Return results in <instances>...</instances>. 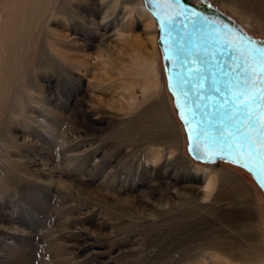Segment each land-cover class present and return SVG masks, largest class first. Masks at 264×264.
<instances>
[{"label":"rangeland","instance_id":"obj_1","mask_svg":"<svg viewBox=\"0 0 264 264\" xmlns=\"http://www.w3.org/2000/svg\"><path fill=\"white\" fill-rule=\"evenodd\" d=\"M140 1L0 0V264L264 260V194L189 158ZM209 4L264 40V0L259 21ZM135 41L158 59L155 96L123 66ZM216 168L240 186L217 180L205 200Z\"/></svg>","mask_w":264,"mask_h":264},{"label":"water","instance_id":"obj_2","mask_svg":"<svg viewBox=\"0 0 264 264\" xmlns=\"http://www.w3.org/2000/svg\"><path fill=\"white\" fill-rule=\"evenodd\" d=\"M209 2L210 0H201L203 6H199L189 0H175L172 8L161 6V18L171 17L174 23L172 28L165 23L161 30V21L153 14L146 0H143L144 7L154 17L157 25V44L166 87L172 97L177 120L185 133L189 158L202 165L225 162L239 167L250 175L264 194V174L248 160L237 158L231 153H222L214 162H201L194 159V154L189 152L190 142L186 127L198 128L201 134L216 136L217 126L224 124L231 126L236 134L237 125L245 117L242 114L233 115L236 110L233 108L230 92L236 89L238 84L243 88L242 82L249 79L245 75L244 55L247 51L253 47L264 48V40L250 37L238 24L216 10ZM192 13L198 15L193 17ZM221 39L231 40L235 44V50L230 45L219 43ZM250 41L255 43L251 44ZM190 68L199 71L190 73ZM251 79L255 84L249 87L258 93L262 86L260 76H253ZM177 104L180 105L179 110ZM253 107L259 110L260 102L257 101ZM181 116L184 117L183 120Z\"/></svg>","mask_w":264,"mask_h":264},{"label":"snow or ice","instance_id":"obj_3","mask_svg":"<svg viewBox=\"0 0 264 264\" xmlns=\"http://www.w3.org/2000/svg\"><path fill=\"white\" fill-rule=\"evenodd\" d=\"M146 2L151 6L153 14L161 21V30L165 23L169 28L174 27L171 17L161 18L159 8L161 6L172 8L175 0H146ZM197 15L192 13L193 17ZM219 43L225 46L230 45L235 50V44L231 40L221 39ZM250 43L254 44L255 42L250 41ZM244 61L245 75L249 79L242 82L243 88H240L238 84L237 88L230 92L233 108L236 110L233 115L242 114L245 117L237 125L236 134L232 131L231 126L224 124L217 126L218 134L216 136L201 134L198 128L186 127L190 142L189 152L194 154V159L201 162H214V159L221 156L222 153H231L237 158L248 160L258 167L261 174H264V48H250L244 55ZM188 71L190 73L197 72L199 69L190 68ZM257 75L260 76L262 82L258 93L249 87V85L254 86L255 84L251 77ZM257 101L260 102L259 110L253 107ZM177 108L179 110V104H177ZM181 119L183 120L184 117L181 116ZM185 123L187 124V121ZM247 166L245 165V167ZM249 170L251 171V169Z\"/></svg>","mask_w":264,"mask_h":264},{"label":"bare ground","instance_id":"obj_4","mask_svg":"<svg viewBox=\"0 0 264 264\" xmlns=\"http://www.w3.org/2000/svg\"><path fill=\"white\" fill-rule=\"evenodd\" d=\"M123 1L125 3H128L131 0H123ZM141 1H142V4H143L142 7H144L143 0H141ZM141 1H140V4H141ZM223 1L235 4V6L239 9L240 13H243V15H245V17H247L248 19H251L254 16L259 21L260 18H259L258 15H256V10L255 9L258 7V3H259L260 0H223ZM144 9H145V7H144ZM51 13H52V11H51ZM150 15L147 14V18L146 19L148 20V25H147L146 29L149 30V31H147V32H149L148 36L150 37L149 38V42H150L149 45H151L152 49L154 50V49H156V45L158 47V44H157V36H158V32L157 31H158V29H157V25H156L155 19H153L154 17L152 15L151 16ZM133 44H135V47L131 46ZM133 44H129L128 45L129 47H128V50H127L129 53H131L130 54L131 55V61H129V63L124 64L123 66L124 67H126V66L129 67V70L132 69L131 71H134L136 69L135 71H137V72H136V74H134V76L141 79L139 83H140V86L142 88V91L145 94L147 93L148 95L151 94V95L155 96V95H157L158 89L160 88V84H161L160 83V78H159L160 66L158 64V59L155 57L156 55H154V53H153L152 56H149V55H147L146 57L143 56L142 53H141V49H142L141 48L142 45H140L141 42L135 41ZM105 49L108 51L109 47H105ZM159 53H160V51H159ZM160 60H161V57H160ZM160 64L162 65V62ZM162 68H163V65H162ZM165 84H166V82H165ZM130 90H131V88H130ZM168 104L170 106V101H169ZM177 126H178V124H177ZM158 154L159 153L157 152V154H155L150 159L151 160H158L157 159V158H159ZM208 170L204 174V180H203L204 184H203V193L202 194H203V196H204L203 198L205 200H208L211 197L210 195L212 194V192L214 190V186L216 187L215 182L217 180H220V179H221V181L223 180L222 182L226 183V185L230 184L231 186H234V185L237 184L238 186H240L238 184L237 180L234 179L235 178V177H233L234 175H231L230 173H228V172H226L224 170H221V169L217 170V168H216V170L215 169H208ZM262 207L264 208L263 205H262ZM250 255H251L250 256L251 259L258 260V262H261V264H264V260L262 259V257H257V254H255V253H251ZM214 259H216V263L217 264H223L225 262L224 260H222V259H220L218 257H215Z\"/></svg>","mask_w":264,"mask_h":264},{"label":"flooded vegetation","instance_id":"obj_5","mask_svg":"<svg viewBox=\"0 0 264 264\" xmlns=\"http://www.w3.org/2000/svg\"><path fill=\"white\" fill-rule=\"evenodd\" d=\"M190 1V0H189ZM200 1V3H198V2H192V1H190V3H192V4H195V5H199V6H203L202 4H201V0H199Z\"/></svg>","mask_w":264,"mask_h":264}]
</instances>
